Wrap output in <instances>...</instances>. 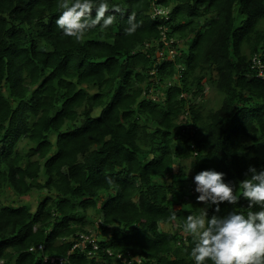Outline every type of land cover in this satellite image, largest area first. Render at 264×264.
Instances as JSON below:
<instances>
[{
	"label": "trees",
	"instance_id": "1",
	"mask_svg": "<svg viewBox=\"0 0 264 264\" xmlns=\"http://www.w3.org/2000/svg\"><path fill=\"white\" fill-rule=\"evenodd\" d=\"M112 5L113 25L76 41L55 24L57 0H0V264H193L183 219L207 207L194 176L214 169L238 187L264 167V81L250 69L264 61V0ZM207 78L221 105L205 112ZM7 190L44 197L6 206ZM247 205L241 192L220 215ZM81 235L98 249L71 251Z\"/></svg>",
	"mask_w": 264,
	"mask_h": 264
},
{
	"label": "clouds",
	"instance_id": "2",
	"mask_svg": "<svg viewBox=\"0 0 264 264\" xmlns=\"http://www.w3.org/2000/svg\"><path fill=\"white\" fill-rule=\"evenodd\" d=\"M57 3L62 11L55 24L64 36L76 41L97 27L100 31L109 29L115 20L112 13L118 11L115 5L110 10V0H57ZM150 16L161 17H153V10ZM139 27L135 17L129 16L125 33L132 35ZM224 177V173L210 169L193 178L195 192L199 194L196 199L207 207L183 219V230L194 241L189 256L193 264H264V167L258 170L249 166L238 187ZM241 192L250 210L246 214L229 211L220 215L221 205L237 204ZM213 207L214 214L209 216L208 209ZM254 207L259 210H251ZM170 220H177L176 212H172Z\"/></svg>",
	"mask_w": 264,
	"mask_h": 264
},
{
	"label": "rangeland",
	"instance_id": "3",
	"mask_svg": "<svg viewBox=\"0 0 264 264\" xmlns=\"http://www.w3.org/2000/svg\"><path fill=\"white\" fill-rule=\"evenodd\" d=\"M151 12V11H150ZM162 51H160L159 53H161ZM175 54L174 51L170 52L169 55H173ZM164 53H162V56L160 57H164ZM167 58H170L167 57ZM177 76H175L174 80L171 81V84L176 83L177 81ZM167 87H170V85H167ZM153 91V94H151L149 97L153 98L154 100H161L164 98V95L166 94V91L162 90V89H158L156 90V92ZM195 103H198L199 106H202L203 110L205 112H208L210 110H216L220 107L221 103H220V97L218 95V93L216 92L215 86L213 84L210 83V81L208 80V78L206 79L205 82V94L204 97L201 98L198 96L197 100L195 101ZM183 167L185 168V178L190 179L191 174H192V170L190 168V164L189 162H186ZM175 170H178V167H175ZM195 191V188H194ZM196 193V192H195ZM197 195H199L198 193H196ZM44 195L41 194H35L32 193L30 195H26V196H17L16 194H13L10 190L6 191V194L4 195V197H2V202L4 205L6 206H14V207H19L21 206L23 203L26 204H30L32 209L34 210L38 203L43 199ZM95 220V216L92 217ZM162 229H164L165 231H172L174 229V227L176 228V225H162L161 226ZM90 232L93 233V235L97 233V231H93L90 230ZM183 232V231H182ZM188 235V234H187Z\"/></svg>",
	"mask_w": 264,
	"mask_h": 264
},
{
	"label": "built area",
	"instance_id": "4",
	"mask_svg": "<svg viewBox=\"0 0 264 264\" xmlns=\"http://www.w3.org/2000/svg\"><path fill=\"white\" fill-rule=\"evenodd\" d=\"M164 13L166 12H164L162 9H158V8L153 9V17L162 16ZM250 69L252 71L251 73L254 78L264 81V61H263L261 54H255L251 57ZM93 236L88 237V236L81 235L80 241L73 245L71 251L80 250V252H83V253L88 252L87 250L88 246L86 244L87 242H88V245L89 244L93 245L94 250H97L98 246L97 244H95V239ZM38 249H42V247L40 246L38 247ZM57 260L60 261V264H63V258H60V259L58 257L50 258L51 263H55ZM144 260L145 259L141 257H134V258H131L130 260L124 258L123 262L124 264H143Z\"/></svg>",
	"mask_w": 264,
	"mask_h": 264
}]
</instances>
